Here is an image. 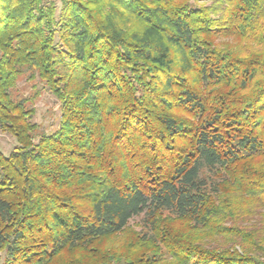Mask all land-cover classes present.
I'll return each instance as SVG.
<instances>
[{"label":"trees","instance_id":"16d2710c","mask_svg":"<svg viewBox=\"0 0 264 264\" xmlns=\"http://www.w3.org/2000/svg\"><path fill=\"white\" fill-rule=\"evenodd\" d=\"M59 1L0 0L3 264H264V0Z\"/></svg>","mask_w":264,"mask_h":264},{"label":"rangeland","instance_id":"374dc122","mask_svg":"<svg viewBox=\"0 0 264 264\" xmlns=\"http://www.w3.org/2000/svg\"><path fill=\"white\" fill-rule=\"evenodd\" d=\"M55 1L60 5L59 0ZM194 6H200L204 2H198L197 0H191ZM209 2H207L208 4ZM11 93L16 100H25L29 109H34V116L32 121L38 125L36 141L39 139V135L42 132L52 133L60 124V103L54 94L48 89V86L40 79L38 73L30 68H24L22 74L18 77L17 83L14 88L11 89ZM16 139L8 132L0 130V150L9 155L16 146ZM144 215L135 217L130 222V229L136 231L143 229ZM253 224L259 225L261 217L259 214L252 216ZM246 224V223H244ZM6 259V253L0 252V264Z\"/></svg>","mask_w":264,"mask_h":264}]
</instances>
